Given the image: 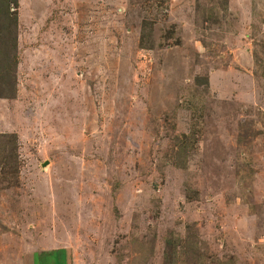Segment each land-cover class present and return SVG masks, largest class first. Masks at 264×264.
Masks as SVG:
<instances>
[{"label":"rangeland","instance_id":"374dc122","mask_svg":"<svg viewBox=\"0 0 264 264\" xmlns=\"http://www.w3.org/2000/svg\"><path fill=\"white\" fill-rule=\"evenodd\" d=\"M17 14L0 264L58 248L164 264L168 239L177 264H264V0H19Z\"/></svg>","mask_w":264,"mask_h":264},{"label":"trees","instance_id":"16d2710c","mask_svg":"<svg viewBox=\"0 0 264 264\" xmlns=\"http://www.w3.org/2000/svg\"><path fill=\"white\" fill-rule=\"evenodd\" d=\"M15 7V10H13ZM19 0H0V98H14L17 94L16 80L14 82L12 72L17 69V29ZM9 31L10 38L5 39V33ZM180 152L186 153L187 146H180ZM179 152V153H180ZM180 153V154H181ZM185 240L184 249L199 247V242ZM168 251L164 264H177L182 255L177 249V242L167 240ZM172 245V247L170 246ZM188 247V248H187ZM24 264H73L72 250L70 248H58L49 252H32L24 254Z\"/></svg>","mask_w":264,"mask_h":264}]
</instances>
